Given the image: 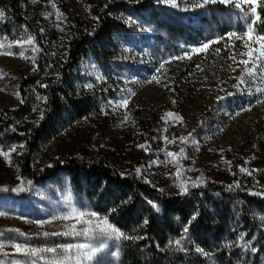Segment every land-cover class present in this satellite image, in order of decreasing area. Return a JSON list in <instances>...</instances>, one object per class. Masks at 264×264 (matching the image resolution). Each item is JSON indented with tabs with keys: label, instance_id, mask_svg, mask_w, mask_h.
Here are the masks:
<instances>
[{
	"label": "rangeland",
	"instance_id": "obj_1",
	"mask_svg": "<svg viewBox=\"0 0 264 264\" xmlns=\"http://www.w3.org/2000/svg\"><path fill=\"white\" fill-rule=\"evenodd\" d=\"M90 1L32 0L29 10L37 15L28 9L26 15L35 21L41 49L0 10V52L8 53L0 54V114L29 110L16 120L24 129L43 117L46 99L37 87L57 78L75 23H92ZM119 3L110 56L88 54L73 72L74 96L88 102L90 114L65 119L34 154L33 166L73 157L135 176L168 195L189 193L194 206L188 223L201 206L211 214L218 208L225 216L215 220L219 235L185 232L188 226L176 223L163 251L199 257L203 264H264V206L238 196L264 200V49L243 35L248 23L232 2ZM242 7L255 8L252 35H264V0ZM29 75L36 83L24 100L20 86ZM18 139L0 135V151L10 153L8 159L0 155V264H121L122 242L136 246L145 239L134 221L140 218L144 227L149 217L161 220L163 205L154 195L139 194L134 220L122 228L95 210L84 182L75 185L62 171L31 183L13 156L22 149ZM210 184L232 198L195 192Z\"/></svg>",
	"mask_w": 264,
	"mask_h": 264
},
{
	"label": "trees",
	"instance_id": "obj_2",
	"mask_svg": "<svg viewBox=\"0 0 264 264\" xmlns=\"http://www.w3.org/2000/svg\"><path fill=\"white\" fill-rule=\"evenodd\" d=\"M31 1L0 0V10L7 13L11 21L18 28H22L28 38H31L32 43L41 49L42 45L37 40V33L34 30L35 21L28 18L29 12L26 15V9L31 8ZM90 4L92 23L86 27L83 23L77 22L72 27L65 54L57 69V78L43 81L37 87L46 99L43 117L24 129L17 124L16 120L21 121L23 116L30 112L29 110L22 107L16 111H9L6 115L0 114V135L9 138L18 135L19 139L16 142L22 149L18 155L13 156L23 178L31 183H38L62 171L75 185H79L80 181L84 182L87 187V196L96 201L95 210L107 215L109 221L119 227L124 228V225L133 222L139 205V194L154 195L161 200L163 205L161 220L154 221L152 217H149L144 227L140 226V218L134 221L136 228L144 232L142 236L145 239L136 246L122 242L121 264H203L202 258L169 254L162 249L169 234H176L178 227L176 223L186 224L187 231H194L196 234L200 232L217 238L221 229L215 220L219 217L220 221L224 222L225 217L220 209H215L216 214H211L201 206V210L197 211L193 221L188 223L189 210L194 206L189 193L168 195L135 176H122L114 169L98 164L88 165L73 157L56 161L54 166L43 169L32 164L34 154L42 145L57 136L65 119L83 118L91 112L86 100H79L74 96L73 72L88 54L95 56L98 60L110 56L107 48L112 46V40L119 25L113 13L120 8V3L119 0H91ZM31 12L37 15V11ZM34 79L32 75H29L21 83L20 92L24 100L28 97V86L36 83ZM81 173L84 174L83 179L79 176ZM201 190H216L226 197H231L216 184L196 189L195 192ZM238 196L243 200H250L264 206V200H259L255 196L246 194ZM174 238L175 235H173ZM260 243L263 248L264 243ZM201 247L206 248L203 245ZM261 252L264 253V250Z\"/></svg>",
	"mask_w": 264,
	"mask_h": 264
},
{
	"label": "snow or ice",
	"instance_id": "obj_3",
	"mask_svg": "<svg viewBox=\"0 0 264 264\" xmlns=\"http://www.w3.org/2000/svg\"><path fill=\"white\" fill-rule=\"evenodd\" d=\"M209 2H216V0H204V3L207 4ZM221 3H229L232 2L234 4V6L238 9H240L243 13H244V18L248 23V28L247 30L243 33L244 36H248L249 39H253L256 42H259V46L261 49H264V35H260V34H255L254 36L252 35L253 33V24L255 23V21L252 19L251 17V13L255 12V8H244L242 7L243 4H256L257 0H220ZM3 14L0 13V16H2ZM257 19H259V16H257ZM261 23H264V20H260ZM231 36H236V33H231ZM239 38V37H238ZM27 42L29 44L32 43L31 38H28ZM215 42V41H214ZM0 47H3V45H0ZM203 49H207L208 45L205 44L202 46ZM202 49H194L193 51H201ZM0 54H8L6 52H0ZM242 54V53H241ZM261 55H264V52H261ZM242 63H244L245 65H247L249 63V61H241ZM253 63H255V60L252 61ZM260 67H264V65H260ZM249 75H251V70L249 69ZM241 82H243V80H241ZM264 91V90H262ZM128 103L127 99H124L122 101V105L126 106ZM120 106V105H118ZM172 113H167L166 116H172ZM183 139V138H181ZM187 142V141H184ZM10 151H15V148H12ZM0 155H3L6 159L9 158L10 153L9 152H4V151H0ZM169 156L174 155L173 153H168ZM139 171V170H137ZM241 171H244V169H241ZM105 223H107L105 221ZM108 228L111 229L112 233H116L118 236L123 235L122 233H119L118 230L114 227H112L111 225H108ZM185 232H187V228H185ZM176 243H179V241H177ZM3 245H0V247H2ZM15 247L17 248V250H19V245H15ZM78 248L80 249H84L85 245H79ZM49 252H55L56 249H48ZM64 251L66 252H71L72 251V246H67ZM197 251H202L201 249H197Z\"/></svg>",
	"mask_w": 264,
	"mask_h": 264
}]
</instances>
